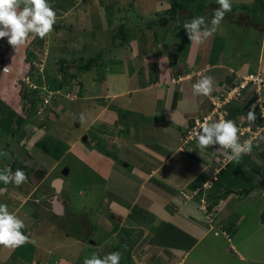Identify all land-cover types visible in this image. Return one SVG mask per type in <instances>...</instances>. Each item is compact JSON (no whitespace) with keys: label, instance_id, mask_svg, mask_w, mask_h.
<instances>
[{"label":"rangeland","instance_id":"374dc122","mask_svg":"<svg viewBox=\"0 0 264 264\" xmlns=\"http://www.w3.org/2000/svg\"><path fill=\"white\" fill-rule=\"evenodd\" d=\"M103 1L48 0L57 15L50 34L43 39L29 37L18 51L8 44L7 38L0 39V101L8 109L23 115L26 124L21 130L24 136H30L25 142L23 135H12L0 129V171L11 169L13 164L28 177L19 187L11 183L12 194H9V184L0 182V187H8L5 188L8 194L0 203L10 204V212L24 221L22 231L28 237L26 243L15 248L0 246V264H83L92 254L102 258L112 252H120V264H162L169 249L173 248L167 247L169 244L178 249L175 257L183 264H264V145H254L250 157L243 155L239 163L232 161L229 165H226L229 161L225 159L223 149L200 148L215 154L212 166L218 169L210 175L212 188L202 192L203 196L207 193L213 197V206L208 202L211 210L205 204L202 207L217 217L225 235L219 231L220 235L214 237L212 232L203 239L196 237L198 242L183 231L186 222L168 223L170 215H184L186 210L199 215L201 194L189 188L191 184H201L198 161L202 162L204 154L193 152L191 142L186 149L189 161L194 162L187 167L186 173L176 164L165 170L167 178L173 177L180 182V176L184 182H189V188L179 187L175 192L177 199L166 202L160 199L150 203L148 195L139 194L138 177L134 181L127 177L134 161V149L115 154L118 166L108 176L104 172L108 164L102 166L93 159L95 155L84 152L90 144L97 145L94 137L99 135L84 130V126L98 114V104L103 106L105 102L94 100V96L106 97L109 105L124 106L120 112L128 114H124L122 123L118 116L113 122L117 127L121 125L123 136L136 124L143 129H157L159 122L166 118L161 116L162 110L170 109L171 105H164V93L156 96V89L131 93L136 87L127 85L125 69L132 59L135 63L140 59L144 66L149 61L155 68L167 58L168 66L164 69L169 74L172 69L177 71L182 67V62H189L191 69L197 66L198 60L203 64L208 62L211 69L204 75L216 76L214 85L217 79L223 78L219 76V67L225 74L238 68L243 73L246 68V73L257 76L255 73L260 71L258 60L260 56L264 58V0H231L228 17L225 16L218 31L198 47L190 45L183 21L191 19L190 14L201 3L207 13L215 10L217 7L210 5H216L217 0ZM191 6V12L187 11ZM174 10L182 17L181 22L171 16ZM85 16H90L87 23L92 24L93 30H82L86 24ZM134 18L140 19V24H130ZM147 20L156 22L153 30L142 29L141 23ZM122 21L125 23V44L120 45L122 39L117 33V23ZM142 31L147 36L145 44ZM155 32L157 36L152 38ZM98 54L101 55L100 66L95 61L83 75L88 87L87 98L78 102L79 87L69 78L77 76L82 63ZM237 76L244 78L247 75ZM262 76L258 78L264 83V72ZM107 77L112 80L110 83ZM187 83H181L183 90ZM128 88H131L129 92ZM167 88L169 97L171 88ZM189 89L192 90L190 84ZM36 91L41 92L38 95ZM173 102V106L178 104L177 99ZM81 112L87 116V122L83 124L79 120ZM6 114L2 112L0 116ZM106 115L98 116L93 130L101 129ZM108 130H112L110 135L115 137V129L109 125ZM150 134H143L147 141ZM155 134L165 139L158 130ZM84 135L87 146L81 141ZM248 137L242 138L241 142ZM21 148L27 152H20ZM124 164L127 167H123ZM66 165L70 168L69 174L63 178L60 172ZM160 176L163 174L152 182L162 181ZM56 179L64 180L57 192L52 186ZM56 199L63 208L60 214L54 208ZM113 202L120 204L127 213L110 216ZM188 216L193 215L189 212ZM134 219H139L143 225L134 237H130L135 232L130 230V222ZM144 219L153 222H143ZM142 235L144 239L139 241Z\"/></svg>","mask_w":264,"mask_h":264},{"label":"crops","instance_id":"0c3cea01","mask_svg":"<svg viewBox=\"0 0 264 264\" xmlns=\"http://www.w3.org/2000/svg\"><path fill=\"white\" fill-rule=\"evenodd\" d=\"M99 3L101 0H98ZM106 1V0H104ZM103 1V2H104ZM110 6H107V9H109ZM104 24V23H103ZM92 25V24H91ZM93 30V26L92 29ZM264 34V30H263ZM163 45V44H162ZM145 50V48H144ZM143 51V53H145ZM183 52V51H182ZM142 53V54H143ZM183 54H185L183 52ZM196 55V53H195ZM137 56V55H136ZM136 59H139L138 56L135 57ZM167 59V58H166ZM164 60L162 63H159L158 65H154L152 67V64L147 62L146 66L143 64L141 65V61L139 59L138 62H134L135 59H132L133 61H130V67L128 63V67L126 66V79H127V85H133L136 88L131 92H136L143 89H156L157 95L161 93L165 94L164 97V105L170 104V109L162 110L161 116H165L166 118L162 120V122H159V126L157 129H143L138 124L131 126L132 130L129 132V134L123 136L121 135V125L115 126L113 122L115 118H117V114L114 111H111L107 105V99H105L101 96V98L106 101V105L102 107L94 116V118L87 123L84 126V130L91 131L95 134H98V137H94L97 141V145H91L90 141L88 140L90 144V149L85 147L84 152L87 153L88 151L89 156L92 154L94 156V160L98 161L102 166H105V164H108V167L106 168L105 175H110L111 171L118 166L117 164V158L115 156L116 153H123L126 150H135V153L132 151L130 153H133L134 161L131 162V169L129 170L130 173L127 174V177L130 180H135V177H138L139 181V194L141 195H148V198L150 199V203L156 201V200H163V201H170V200H176L175 192L179 187L182 188H189V182H184L183 178L178 176L180 178V182H178L175 178H167L165 175L166 168L174 164L181 167L182 171L186 173L187 167L189 165H192L193 160L189 161V155L188 150L185 149L188 145H184L183 143V135L186 130V127L189 125V122H191L194 118H202L208 114L211 113V111L218 110L219 116L222 115V112H225L224 119H227L233 116L236 124L240 125V127H244L243 124H246L248 127L254 128V132L252 133V143L256 147L264 145V86L261 90L256 91V87L249 85V87L242 93L239 98L235 97L234 100H231V102L227 103L224 102V97L227 94V92L232 89L235 86L236 78L235 75L243 74L247 75L246 68L243 69V73H240L238 69H231L229 71V74L221 73V67H219V76H222L223 78H220V80H216V83L214 85V90L209 96H193L192 90L189 89L190 86L193 85L194 80L199 77L201 78L204 75V72H208L211 67L208 65V62L201 63L200 60L197 61V66L194 69H191L190 66L187 63L181 64L182 67H179L177 71L175 69H172L173 72L169 74L165 71L164 66H168V61ZM264 58L260 56V59L258 60V68L260 71L255 73L256 75H259L263 78L262 74L264 72V62H262ZM137 64V65H136ZM163 66V68H162ZM262 70V71H261ZM198 72H201V75H198ZM112 75V74H111ZM129 78H128V77ZM198 76V77H197ZM232 76V78L230 77ZM212 78L216 76H211ZM168 78V80H167ZM198 78V79H199ZM108 79V77H107ZM171 79H180L179 83H171ZM112 81L111 79H108V82L110 83ZM107 82V80L105 81ZM187 83L188 86H186V89L183 90L181 87V83ZM124 83V82H123ZM121 83V84H123ZM230 83V84H229ZM120 84V86H121ZM232 84V85H231ZM124 85V84H123ZM105 86H108L105 84ZM112 86V85H111ZM110 86V87H111ZM173 86H176L173 88ZM109 87V88H110ZM140 87V88H139ZM166 87V90L163 91V89ZM171 88L170 96L168 97V88ZM108 88V89H109ZM139 88V89H137ZM111 90V89H110ZM131 88H128L127 92H129ZM187 91V92H185ZM106 92V91H105ZM104 93V91H103ZM112 95H121L113 93ZM168 97V98H167ZM156 99V98H155ZM177 99V105L173 106V102ZM112 100V99H111ZM117 101V100H116ZM238 102V103H237ZM217 106H219L218 109ZM256 116V119L254 122H249L246 119H242V117H247V114L249 111H253ZM107 114L106 119L101 123V129H95V124L97 120H99L98 116ZM157 114V113H156ZM160 116V117H161ZM159 117V118H160ZM98 118V119H97ZM94 124V125H93ZM111 126L115 132L114 135H110L112 130H108V126ZM162 126V128H161ZM255 127H258L256 130ZM152 130V131H151ZM157 130L159 133L163 134L162 136L165 137L164 140L161 139V137L156 136ZM151 133V134H150ZM143 134L149 135V140L147 141ZM85 136V135H84ZM110 137L113 138V140H110ZM93 138V137H92ZM241 140V139H240ZM192 146L196 148L193 152H200L204 154V158H201L202 162L198 161V167H199V174L202 177L201 184L199 186H193V184L190 185V190L194 191V193H197L198 195L201 194L200 202L201 206H199L198 212L199 215L196 216L193 214L192 211L186 210L184 215H170L168 217V223L177 225L180 223H187L183 228V231L185 234H189L193 240H196V237H199V239H203L205 236L210 235V233H214V237H218L221 234L225 235L224 228L221 226L219 221L217 220L216 216H213V213L210 214L209 210L206 211L209 207L213 206V197L209 196L207 193L202 194L203 191L209 190V188H212L211 186L209 188H205L203 185L205 183H209V179L211 178L212 172L216 169L218 170L216 166L213 165V158L215 157V154L213 153H207L206 150H201L197 142H194ZM80 144V143H79ZM191 146V147H192ZM215 149H218L216 145H214ZM71 148V146L69 147ZM80 148V147H79ZM84 148L83 146L81 149ZM77 149V148H76ZM80 154L84 155L82 151L79 149L76 150ZM98 151V152H97ZM71 152L73 153L72 149ZM252 152V151H251ZM246 156L250 157L251 155L245 154ZM110 156V158L106 157ZM111 157H114L112 159ZM177 158V159H176ZM188 158V159H187ZM176 159V160H175ZM104 161V162H103ZM174 161V163H171ZM194 162V161H193ZM230 162V163H229ZM226 165H229L232 163V161H229ZM130 166V165H129ZM124 167V165H123ZM159 178L163 179L162 181H154L155 177L162 175ZM209 175L208 179H203V177H207ZM173 176V175H172ZM150 184V185H148ZM5 188H8L7 186H1L0 187V202L1 199L4 200V195L8 194L5 191ZM10 189H13L12 186L9 185V194H12L10 192ZM166 189L168 190L166 193ZM4 191V193L2 192ZM2 192V193H1ZM230 192V191H229ZM194 193H192L194 195ZM228 193V192H227ZM166 194V195H164ZM168 197V198H167ZM17 198V197H16ZM115 200V199H113ZM136 201V200H135ZM134 201V202H135ZM133 202V203H134ZM208 202L210 205H208ZM8 205V209L10 211V204L5 203ZM206 205L208 207L207 209L202 207ZM152 204H150L151 206ZM203 210V211H202ZM211 210V208H210ZM213 211V209H212ZM112 214L115 215H121L124 216L127 212H125L124 208L121 207L120 204L113 202V206L111 208ZM192 214L193 216H188V213ZM214 212V211H213ZM144 221H147L149 223H152L153 220H147L144 219ZM140 225H143L140 223L139 219H134L132 222H130V226L132 231V235L130 237H134V234H137ZM144 239V236L142 235L141 241ZM199 240H196L198 242ZM173 247L170 248V252L167 253V259L163 262L164 264H183L182 260L178 261V259L175 257V253L177 252V248H174L175 246L169 244L167 247Z\"/></svg>","mask_w":264,"mask_h":264},{"label":"clouds","instance_id":"9594fccd","mask_svg":"<svg viewBox=\"0 0 264 264\" xmlns=\"http://www.w3.org/2000/svg\"><path fill=\"white\" fill-rule=\"evenodd\" d=\"M217 4L219 7L213 11L210 20L205 16L197 15L183 21V29L191 46L198 47L205 44L218 31L226 13L231 11V0H217ZM56 20V12L48 0H0V39L7 38L8 44L15 51H18L29 37L45 38L52 32ZM4 71H7V68ZM255 77L252 73H248L244 78L237 76L236 87L227 92L224 102L229 103L235 97L241 96L242 91L246 90L249 85L256 87V91L261 90L264 83L254 82ZM179 80L171 79V83H179ZM213 90L214 80L207 75L202 76L192 85L193 96H209ZM217 112V109L212 110L210 114L202 118L192 119L186 127L182 140L185 145L189 142H197L201 149L218 145L219 149L224 150L223 155L226 160L239 163L243 155L252 151L250 137L253 136L254 128L240 127L234 120L224 119L225 112L221 111L220 116ZM242 119L254 122L256 119L254 110L249 111L247 117H242ZM79 120L82 124L87 122L84 112L79 114ZM247 135H249L247 140L241 142L240 139ZM27 179L26 173L19 168L14 172L10 168L0 171V182L4 184L12 183L19 187ZM24 228V221L11 213L7 204L0 203V246L15 248L26 243L28 237L22 231ZM120 260V252L108 253L102 258L92 254L84 259L83 264H120Z\"/></svg>","mask_w":264,"mask_h":264},{"label":"trees","instance_id":"16d2710c","mask_svg":"<svg viewBox=\"0 0 264 264\" xmlns=\"http://www.w3.org/2000/svg\"><path fill=\"white\" fill-rule=\"evenodd\" d=\"M117 5V4H116ZM118 6V5H117ZM193 6V5H192ZM192 6L189 8V10L187 9V11H189V12H191V8H192ZM211 6H214V7H219V5L218 4H211L210 5V7ZM177 7V6H176ZM198 9H196L195 11H193V13H191L190 15L191 16H197V15H202V16H205V17H207V18H210L211 16H212V13H213V11L214 10H212L211 9V11L210 12H206L205 11V5H203L202 3L201 4H199L198 5ZM180 8V7H179ZM182 9V8H181ZM175 12L173 13V15H171L175 20H176V22H178L180 19H182V17H180V16H178L177 15V11L176 10H174ZM231 12V11H230ZM230 12H228V13H230ZM91 11H89V15L91 16ZM115 13H119V12H116L115 11ZM228 13H226V14H228ZM73 14H74V11H73ZM90 16L88 17H86V24H85V28L84 29H82V30H85V31H87L88 29L89 30H91L92 29V25L91 24H88L87 22V20L90 18ZM226 16V15H225ZM226 17H228V16H226ZM231 20H232V18H231ZM234 21H235V19H233ZM140 19L139 20H136L135 18H134V20H132L131 22H130V24L131 23H139L140 24ZM128 22V21H127ZM180 22H181V20H180ZM117 24H119V26L117 25V33L119 34L118 36L119 37H121V39H122V41L120 42V45H122V44H125V39H124V37H125V32H124V29H123V26H124V22L122 21V22H120V23H117ZM142 24V29L143 28H146V29H149V30H153V28L154 27H156V22L154 21V20H151V21H149V20H147L146 22H142L141 23ZM81 27V26H80ZM163 27H165L164 25H163ZM141 36L143 37V39L145 38L146 39V33L144 32V31H142L141 32ZM157 35H156V32H155V34H153V36H152V38H155ZM145 39H144V44H145ZM143 51H145L144 49H143ZM101 58V55L100 54H98L95 58H90V60H88V62H86V63H82V66L78 69V75L76 76V75H74V76H71L69 79H71V80H75V83L78 85V87H79V89H78V92H77V94H78V99H77V101L79 102V101H82V99H86L87 98V96L85 95L86 94V92H87V90H88V87L86 86V84H85V81H84V79H83V75L85 74V73H87L89 70H90V68H91V66H93V63H95V61L97 62L96 63V65H98V66H100V64L98 63L99 62V59ZM102 65V64H101ZM231 78H232V76H230ZM230 84V83H229ZM232 85V84H231ZM27 91H28V87H27ZM245 91V90H244ZM243 91V92H244ZM33 92V91H32ZM36 92H38V95H39V93L41 92H39V91H36ZM242 92V93H243ZM64 93H66V92H64ZM100 95V94H99ZM101 96L102 95H100V96H94V100H96V101H98V100H100V102L101 103H103V99L101 98ZM89 100H91V99H89ZM106 101L104 102V104H103V106H105L106 105ZM238 103V102H237ZM98 106H99V108H98V110L96 111V113L100 110V109H102V105H99L98 104ZM6 106L0 101V113H2V112H7V114H6V116H0V129H2V130H4L5 132H8V133H10V134H12V135H19V136H21V135H23V138L25 139V142L26 141H28L29 140V138H30V136L29 135H26V136H24V133L22 132V130H21V128H22V126L24 125V124H26V119L23 117V115L21 114V113H17L16 111H14V110H12V109H8L7 107L5 108ZM107 107L111 110V111H114L116 114H117V116L118 117H120L119 118V120L121 121L120 123H122V120H123V118L125 117V113L126 114H128V112H126V111H124L123 113H121L120 112V110H122V109H124V106H114V105H107ZM33 108H34V105H33ZM6 111H5V110ZM127 116V115H126ZM231 116L232 117H230V118H228L227 117V119H234L233 118V116H234V114L232 115L231 114ZM122 119V120H121ZM129 132L130 131H127V133L129 134ZM246 138V136L245 137H243V140ZM39 142H37V145H39L40 143H41V141H40V143L38 144ZM87 143V142H86ZM86 143H85V146H87L86 145ZM192 144H194V146H195V143H191V145L190 144H188V146L190 145V146H192ZM254 146V143H252V147ZM22 147H24V146H22ZM87 148H89L90 149V147L89 146H87ZM186 149V148H185ZM190 149H192V151H194V150H196V148H194L193 146L192 147H190ZM20 150V152H22V153H26L27 152V150H25V149H19ZM197 151V150H196ZM188 153V152H187ZM112 159H114V157H111ZM221 161V160H220ZM230 163V162H229ZM12 167H11V169H12V171L14 172L16 169H18L17 167H15V165H11ZM129 168V167H128ZM131 169V168H130ZM129 169V170H130ZM206 177V176H205ZM205 177H203V179L205 180ZM9 185L10 186H12L13 187V185L11 184V183H9ZM211 187H212V185H211ZM228 193H229V191H228ZM210 208V207H209ZM110 216H113L114 217V215L113 214H110ZM162 264H164L163 262H162Z\"/></svg>","mask_w":264,"mask_h":264},{"label":"water","instance_id":"95a60500","mask_svg":"<svg viewBox=\"0 0 264 264\" xmlns=\"http://www.w3.org/2000/svg\"><path fill=\"white\" fill-rule=\"evenodd\" d=\"M82 141H83V142H86V141H87V137L84 136V137L82 138ZM124 167H126L125 164H124ZM68 171H69V169L65 167V168H63L61 174H62L63 176H67V175H68ZM61 183H62V180H61V179H56V180L53 182L52 186L54 187V189L56 190V192L59 191V189H60V187H61ZM54 208H55L56 213H58V214L62 213V209H63V208L61 207V205H60V203L58 202L57 199L54 201Z\"/></svg>","mask_w":264,"mask_h":264},{"label":"built area","instance_id":"2783aa9c","mask_svg":"<svg viewBox=\"0 0 264 264\" xmlns=\"http://www.w3.org/2000/svg\"><path fill=\"white\" fill-rule=\"evenodd\" d=\"M253 80H254V82H257L258 84H259V83H262V84H263V82H262V81H260V79H259L257 76H256V77H255ZM204 187H207V188H208V187H209V185H208V184H206V185H204Z\"/></svg>","mask_w":264,"mask_h":264},{"label":"flooded vegetation","instance_id":"af4514ba","mask_svg":"<svg viewBox=\"0 0 264 264\" xmlns=\"http://www.w3.org/2000/svg\"><path fill=\"white\" fill-rule=\"evenodd\" d=\"M81 141H82V140H81ZM82 142H83V141H82ZM86 142H87V141H86ZM86 142H83V143L85 144ZM65 167L68 168V169H70V168L68 167V165H66V166L62 167V170H63V168H65ZM126 167H127V166H126ZM62 170H61V172H62ZM61 172H60V173H61ZM68 172H69V171H68ZM68 174H69V173H68ZM61 175H62V174H61ZM62 177L64 178V177H67V176H62ZM61 180H62V182H64L63 179H61ZM55 191H56V190H55Z\"/></svg>","mask_w":264,"mask_h":264}]
</instances>
